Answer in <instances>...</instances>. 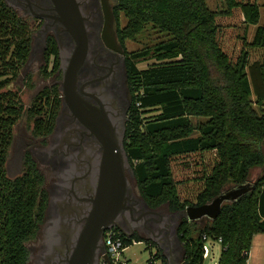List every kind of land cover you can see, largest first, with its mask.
I'll use <instances>...</instances> for the list:
<instances>
[{"label":"trees","instance_id":"16d2710c","mask_svg":"<svg viewBox=\"0 0 264 264\" xmlns=\"http://www.w3.org/2000/svg\"><path fill=\"white\" fill-rule=\"evenodd\" d=\"M225 3L226 10L220 13L230 14L239 7L246 23L257 24L245 45L264 49V18L260 22L258 3ZM112 5L117 38L126 51V83L131 97L124 149L140 196L152 208L162 204L172 211L185 208L190 202L178 197L171 158L215 151L217 159L203 176V188L194 204L208 203L238 186L245 189L225 201L215 218H205L204 222L181 218L176 231L182 261L202 264L206 235L211 240L221 239L217 264H247L253 235L264 233V171L249 182L251 169L264 167V114L254 106L264 103V54L260 60L249 61L248 50L242 48L231 61L217 40L218 12L210 9L206 0H112ZM148 23L168 39L151 44L149 52H128L125 41L133 40ZM32 33L29 19L0 0V264H28L27 244L37 236L48 198L45 175L30 151L23 153L20 173L13 177L7 174L14 126L25 113L32 135L45 139L61 105L58 83L44 86L27 107L20 91L10 88L29 59ZM149 53L157 62L139 68L137 60ZM58 67L57 44L49 36L42 76L55 73ZM30 78L28 73L25 79L29 87ZM191 118L204 120L194 124ZM195 131L198 134L194 135ZM120 235L125 246L142 240ZM151 257L167 264L157 247Z\"/></svg>","mask_w":264,"mask_h":264},{"label":"water","instance_id":"95a60500","mask_svg":"<svg viewBox=\"0 0 264 264\" xmlns=\"http://www.w3.org/2000/svg\"><path fill=\"white\" fill-rule=\"evenodd\" d=\"M51 1L58 14L56 19L63 26L60 30L66 31L73 41L72 48L65 53L62 38L56 37L61 50L62 79L59 86L62 103L61 116L64 118L65 115H68L81 122L99 141L102 152L100 160L98 159L99 162H97V168L94 166V170L93 167L90 169L89 177H87L86 170L83 174L77 169L70 168L69 179H64L66 188H62V197L53 200L57 208L53 234L47 238L46 244L43 241V246L35 255L33 264H95L99 252L107 264H111L104 248L101 249L103 231L107 228L117 227L125 237H131L128 232L123 230L120 220L125 221L132 228V223L140 219L141 215L133 211L129 202L144 204L146 202L141 196L135 195L127 177L128 173L131 179H135L123 145L125 128L116 127L102 106L92 105L77 91L78 72L88 59L86 58L87 35L78 2L76 0ZM104 5L107 18L105 24H110L111 27L113 24L112 12L109 6H106L105 1ZM109 36L110 39L104 35L106 46L124 53L121 45L116 42L115 35L112 33ZM90 82L89 79L88 83ZM67 121H61L63 122V126L60 128L62 143L75 138V131L69 129L67 124L65 125ZM77 175H81L82 178ZM89 180H91L89 186L92 187L89 194L86 193L87 190L81 193V188ZM244 189V186H238L220 193L208 203L189 204L185 208L169 214L156 208L145 207V214L160 216L156 220L157 225L152 227V235H148V238L162 249L167 264H184L183 261L173 257L175 246H181L176 231L180 218L185 217L189 221L203 216L215 218L221 205L225 201L235 198ZM83 201L90 202L87 212ZM81 206L84 211L76 210ZM168 220H172V222L170 223Z\"/></svg>","mask_w":264,"mask_h":264},{"label":"flooded vegetation","instance_id":"af4514ba","mask_svg":"<svg viewBox=\"0 0 264 264\" xmlns=\"http://www.w3.org/2000/svg\"><path fill=\"white\" fill-rule=\"evenodd\" d=\"M6 1L21 16L29 19L33 27H36L35 31L32 33L30 55L33 54L34 51L38 50L41 52L44 59V53L47 47V38L49 36H52L55 39L56 44V37L59 36L62 38V46L65 53L72 48V39L69 37L66 31L60 30L63 26L56 19L58 14L51 0ZM76 1L78 2L80 14L83 18L88 43L86 56L88 59H86V62L82 65L78 72V79L76 82L77 91L79 95L87 102L97 107L102 106L116 127L119 129L122 127L125 128L131 97L126 83V51L117 38L112 0ZM104 1L106 6L108 5L110 11L112 12L113 24H111V27L110 24H105L107 18L105 14ZM112 33L115 35L116 42L123 48L124 53L106 46L104 35L109 38V34L111 35ZM57 49L59 67L54 74L57 76L58 84L60 86V81L62 79V68L60 57L61 50L59 49L58 44ZM89 79L91 80L90 83H88ZM61 111L62 103L55 118L53 130L48 136L44 137L45 139L40 137L39 146L33 148V153L36 154L38 158L44 159V161L49 164L51 169L50 171L53 176V181L50 182L49 185H46L47 173H45V171L36 161L38 167L45 175V186L48 192L43 221L40 224L37 232V235L38 233H41L38 251L43 246V241L46 244L47 238L53 234L57 217V208L53 200L57 197H62V188H66L64 179H69L68 173L70 172V168L73 170L77 169L83 174H85L86 170L87 177H89L90 169L93 167L94 170V166L97 168V162H99L102 152L101 145L96 137L91 134L81 122L69 117L68 115H65L63 118V116H61ZM66 120L68 121L65 123V125L67 124L69 129L75 131V138L66 140L64 143H62L60 140V128L63 126L62 123ZM32 156L35 159L33 154ZM77 177L82 178L81 175H77ZM90 184L91 180H89L86 185L81 188V193L87 190L86 193L89 194L92 188L89 186ZM82 203L86 209L85 211L87 212L90 207V202L83 201ZM129 204L131 205L133 211L138 213V215H141V217L132 223V228H130V226H128L125 221L120 220L123 230L128 232L131 237L139 236L145 241L148 239V235H152V227L154 228L157 225L156 220L160 216H150L145 214V207H150L147 203L144 204L141 202H129ZM80 209L84 211L82 206L76 210ZM168 222L171 223L172 220H168ZM119 233L122 234L120 230ZM46 235L48 236L46 237ZM103 236L104 231L101 237V249L103 250L104 248L105 250V246H103ZM100 253L101 252H99V255L96 257L95 264H100V257L102 256ZM182 254L183 252L181 246H175L173 257L179 261H182Z\"/></svg>","mask_w":264,"mask_h":264},{"label":"rangeland","instance_id":"374dc122","mask_svg":"<svg viewBox=\"0 0 264 264\" xmlns=\"http://www.w3.org/2000/svg\"><path fill=\"white\" fill-rule=\"evenodd\" d=\"M258 3L260 11V22L264 18V0H252ZM208 6L213 11L218 12L216 21L218 23L217 40L222 50L226 53L231 61H235L239 56L241 49L246 48L249 52V61L261 59L264 54V49L259 47H248L245 42H250L254 33V29L257 24H248L244 21L242 12L239 7H235L231 10L230 14L220 13L226 10L227 5L225 0H206ZM125 23V18L120 16V25ZM36 27H33V32ZM168 36L158 31L152 24H146L143 30L136 35L133 40L125 41V48L128 52H139L148 50L151 51L149 46L160 41H165ZM157 60L152 53L145 55L137 60V66L139 68L147 67ZM44 59L41 52L38 50L34 51L29 56V59L24 67L19 71V75L10 85L12 89H18L22 102L27 107L31 105L32 99L35 94L41 90L44 86L52 83H58V78L55 74H51L47 77H43L41 73ZM50 65H48V69ZM31 74L28 82L32 83V86L27 85L26 76ZM259 112L264 114V103L258 108L254 105ZM192 122L204 120L202 118H191ZM31 122L28 120L24 113L19 120L16 122L13 130V136L8 151L6 170L7 174L11 177L20 173L22 168L23 153L28 150L30 151L39 166L47 173L46 185H49L53 181L51 169L48 163L44 159L38 158L33 153V148L39 146V138L32 135L31 133ZM198 134L197 131L194 135ZM217 157L215 151H196L187 154L173 156L171 158V171L176 183L177 193L180 201H188L190 204L196 202L197 194L203 188V176L207 174L212 166L214 165ZM264 167H253L249 174V182H253L261 173H263ZM127 177L130 181L132 189L136 196H140L135 179H131L127 173ZM226 188L225 190L230 189ZM157 210L165 214H169L175 211L169 209L167 204H162L156 207ZM208 218L203 216L196 219L198 222H204V219ZM181 220V218H180ZM192 221V220H191ZM41 233L37 235V238L30 241L27 246L29 250L28 264H33L35 254L38 251L40 245ZM149 239V238H148ZM155 244V243H153ZM181 245V244H180ZM208 247L207 254L203 258L202 264H217V259L220 255L222 246L220 242L209 239L206 243ZM155 246V247H154ZM152 246L146 241H133L130 245L126 246L123 250L122 258H125L129 264H148V259L152 253H155L156 244ZM182 248V247H181ZM160 249V248H159ZM163 254L162 249H160ZM164 255V254H163ZM161 264V262H159ZM247 264H264V233H256L252 237L249 256Z\"/></svg>","mask_w":264,"mask_h":264},{"label":"built area","instance_id":"2783aa9c","mask_svg":"<svg viewBox=\"0 0 264 264\" xmlns=\"http://www.w3.org/2000/svg\"><path fill=\"white\" fill-rule=\"evenodd\" d=\"M205 240L203 244V257L207 254L208 247L207 241L210 239L206 235H203ZM220 238L217 240L220 242ZM103 242L105 246V254L108 255L111 264H129V262L122 258L123 250L125 249L124 242L119 232L115 231L114 228H107L104 230ZM159 260L153 259L152 257L148 260V264H159ZM100 264H107L105 259L100 257Z\"/></svg>","mask_w":264,"mask_h":264}]
</instances>
